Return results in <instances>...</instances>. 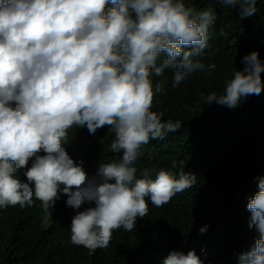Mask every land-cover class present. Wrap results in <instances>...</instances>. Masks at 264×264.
<instances>
[{
  "label": "clouds",
  "instance_id": "1",
  "mask_svg": "<svg viewBox=\"0 0 264 264\" xmlns=\"http://www.w3.org/2000/svg\"><path fill=\"white\" fill-rule=\"evenodd\" d=\"M219 2L241 20L258 10V0ZM216 19L213 9L198 10L189 0H0V210L30 207L34 199L47 210L66 196L76 212L70 242L95 252L109 246L115 230L132 231L148 214L149 201L161 207L193 187L197 176L183 167L160 169L155 178L145 170L138 178L134 165L150 141L182 127L152 110L154 95L166 94L165 73L175 88L216 69L202 61ZM241 63L243 70L224 80L221 94L201 99L235 110L260 95V53ZM74 126L90 135L107 126L110 151L120 159L88 176L83 161H74L64 146ZM256 181L246 210L258 238L237 264H264V177ZM208 228L200 227V234ZM161 264L203 261L195 250H173Z\"/></svg>",
  "mask_w": 264,
  "mask_h": 264
},
{
  "label": "trees",
  "instance_id": "2",
  "mask_svg": "<svg viewBox=\"0 0 264 264\" xmlns=\"http://www.w3.org/2000/svg\"><path fill=\"white\" fill-rule=\"evenodd\" d=\"M189 2L198 10L211 8L216 13L210 47L202 58L216 69L195 73L175 88L172 74L165 73L166 94L154 95L152 110L162 112L163 120H179L182 127L145 145L134 166L138 178L145 170L155 178L160 169L178 172L183 167L197 176L196 184L161 207L149 201L148 214L137 219L132 231L115 230L109 246L95 252L70 242L76 212L66 206V196L47 210L35 199L30 207L0 210V264H161L173 250L184 254L195 250L203 264H237L238 255L258 238L248 227L246 207L258 191L256 178L264 177V91L235 110L209 106L201 97L221 94L224 80L236 69L243 70L245 55L258 51L264 60V0H258L253 17L242 20L237 10L219 0ZM112 139L107 126L95 135L74 126L64 146L93 176L101 163L120 159L122 154L110 151ZM174 160L177 168L172 167ZM23 171L18 174L26 180ZM204 225L209 228L200 234Z\"/></svg>",
  "mask_w": 264,
  "mask_h": 264
}]
</instances>
